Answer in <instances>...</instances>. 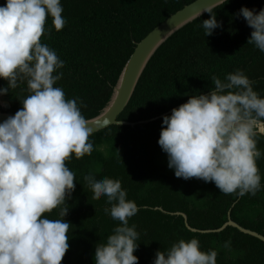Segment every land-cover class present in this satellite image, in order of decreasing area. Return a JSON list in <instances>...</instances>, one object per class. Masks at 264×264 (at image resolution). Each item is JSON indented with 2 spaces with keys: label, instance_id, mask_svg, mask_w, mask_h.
<instances>
[{
  "label": "trees",
  "instance_id": "trees-1",
  "mask_svg": "<svg viewBox=\"0 0 264 264\" xmlns=\"http://www.w3.org/2000/svg\"><path fill=\"white\" fill-rule=\"evenodd\" d=\"M196 0H60L66 24L55 30L47 18V35L41 42L54 49L64 67L55 86L66 98H79L81 113L97 117L110 102L122 70L136 46L156 27ZM5 0H0V6ZM264 7V0H228L213 9L221 26L205 36L200 23L206 13L176 32L155 53L144 70L136 90L118 121L139 123L153 120L185 103L190 95L208 94L214 87L211 78L221 80L227 73L242 70L254 81L253 89L264 96V53L248 44L252 29L242 16L241 7ZM0 87L7 81L0 78ZM26 84L10 89L0 99V112L14 115L27 95ZM78 102V103H79ZM162 119L148 124L110 126L89 137L91 155L74 156L66 162L75 173V190L66 201L64 219L70 223L69 249L61 264H94L95 246L105 242L118 221L105 213L106 197L95 198L83 180L84 175L119 179L127 199L139 211L129 219L139 233L133 253L138 264H153L155 253L164 251L180 239L196 236L204 251L214 249L216 264H264V243L227 227L220 233H193L217 230L229 219L239 226L264 236V187L255 196L223 194L212 182L177 178L167 166V154L157 141ZM103 146V151L98 150ZM264 151V137L258 142ZM264 185V158L257 161ZM161 209L162 211H160ZM59 209L46 214L60 218ZM231 241V248L223 247Z\"/></svg>",
  "mask_w": 264,
  "mask_h": 264
},
{
  "label": "clouds",
  "instance_id": "clouds-1",
  "mask_svg": "<svg viewBox=\"0 0 264 264\" xmlns=\"http://www.w3.org/2000/svg\"><path fill=\"white\" fill-rule=\"evenodd\" d=\"M226 3L216 0L204 7L210 14L200 23L205 36L221 26L213 6ZM62 12L60 0H5L0 6V78L7 81L0 95L20 84L28 93L22 107L0 122V264H61L69 249L70 223L64 217L75 173L66 162L91 155L93 130L79 98H66L55 86L64 61L40 39L49 32V17L55 30H62ZM237 15L252 29L247 43L264 53V7L257 12L242 6ZM211 80L208 94L190 95L163 116L157 143L175 177L212 182L225 195L255 196L264 187L257 165L264 158L257 146L264 137V96L240 69ZM83 180L95 198L106 197L104 211L118 221L95 246L94 264H138L133 253L139 233L129 225L138 205L127 199L119 179L89 173ZM54 209L60 218L46 215ZM223 247L230 250L231 241ZM217 255L214 249L202 250L192 236L156 251L153 264H216Z\"/></svg>",
  "mask_w": 264,
  "mask_h": 264
},
{
  "label": "water",
  "instance_id": "water-1",
  "mask_svg": "<svg viewBox=\"0 0 264 264\" xmlns=\"http://www.w3.org/2000/svg\"><path fill=\"white\" fill-rule=\"evenodd\" d=\"M215 2L216 0H196L195 2L185 6L182 10L178 11L161 25L156 27L136 46L134 53L131 55L122 70L117 85L114 88L113 96L110 102L97 117L88 120V127L93 130L92 135L110 126H128L133 128L136 125L148 124L150 122L162 119L165 115L171 114V111H169L168 113H165L153 120L142 121L137 124L118 121L119 116L129 104L144 70L157 50L176 32L201 16L205 15L207 12H203L204 7ZM221 5L222 4L213 6L212 10ZM199 12H201L200 17L198 15ZM11 115L12 114L0 112V122H3V120ZM159 210L162 211L161 209ZM174 215L182 216L187 229L193 233H220L227 227H232L241 233L254 237L264 243V236L239 226L231 219H229L221 228L217 230L200 231L188 225L186 215L181 213H176Z\"/></svg>",
  "mask_w": 264,
  "mask_h": 264
},
{
  "label": "rangeland",
  "instance_id": "rangeland-1",
  "mask_svg": "<svg viewBox=\"0 0 264 264\" xmlns=\"http://www.w3.org/2000/svg\"><path fill=\"white\" fill-rule=\"evenodd\" d=\"M0 103L4 106L7 107V102L4 99H0Z\"/></svg>",
  "mask_w": 264,
  "mask_h": 264
}]
</instances>
